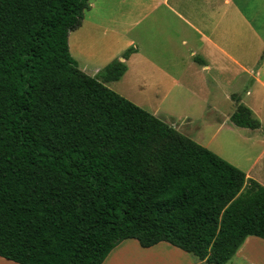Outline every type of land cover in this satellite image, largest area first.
Here are the masks:
<instances>
[{
    "label": "trees",
    "instance_id": "1",
    "mask_svg": "<svg viewBox=\"0 0 264 264\" xmlns=\"http://www.w3.org/2000/svg\"><path fill=\"white\" fill-rule=\"evenodd\" d=\"M92 0H0V256L102 264L122 241L227 263L264 239V186L79 68L69 34ZM230 120L256 129L239 103Z\"/></svg>",
    "mask_w": 264,
    "mask_h": 264
},
{
    "label": "crops",
    "instance_id": "2",
    "mask_svg": "<svg viewBox=\"0 0 264 264\" xmlns=\"http://www.w3.org/2000/svg\"><path fill=\"white\" fill-rule=\"evenodd\" d=\"M142 7L140 49L123 59L126 73L139 57L143 79L156 83L163 96L190 98L196 114L222 113L227 107V120L243 103L260 120L256 130H264V0H146ZM260 142L263 148L249 170L264 157V136ZM246 174L264 186L260 173ZM251 237L261 238L248 236L242 246ZM241 247L237 256L248 264H264V253H246ZM136 250L141 253H131ZM10 261L0 256V262ZM102 264L199 263L166 241L145 248L130 238Z\"/></svg>",
    "mask_w": 264,
    "mask_h": 264
},
{
    "label": "rangeland",
    "instance_id": "3",
    "mask_svg": "<svg viewBox=\"0 0 264 264\" xmlns=\"http://www.w3.org/2000/svg\"><path fill=\"white\" fill-rule=\"evenodd\" d=\"M143 3H146V0L91 1L90 9L84 11L81 26L69 34L70 52L80 69L92 76L101 77L104 68L112 60L117 58L122 60L121 55L126 49L131 46L140 49V18L143 14ZM139 66L138 57L131 62L129 71L119 80L105 84L243 171L252 172L253 175L260 173L264 177V157L254 169L249 170L263 148L260 140L264 136V130L236 126L231 120L226 119L227 107L222 113H194L193 107L188 104L190 98L173 96V93L163 96L157 90L156 83H149L143 79ZM251 238V242L246 244L247 246L244 244L245 247L242 246L241 249L244 247L246 253H264V242H259L263 239ZM256 238L260 240L255 242L253 239ZM131 253L141 252L136 250ZM190 255L201 264L202 260ZM10 262L9 264H18ZM225 264L248 263L244 258L234 254Z\"/></svg>",
    "mask_w": 264,
    "mask_h": 264
},
{
    "label": "water",
    "instance_id": "4",
    "mask_svg": "<svg viewBox=\"0 0 264 264\" xmlns=\"http://www.w3.org/2000/svg\"><path fill=\"white\" fill-rule=\"evenodd\" d=\"M123 60V58H121Z\"/></svg>",
    "mask_w": 264,
    "mask_h": 264
}]
</instances>
